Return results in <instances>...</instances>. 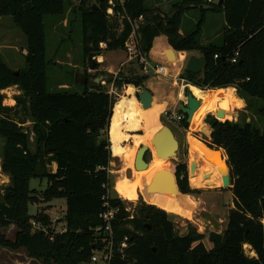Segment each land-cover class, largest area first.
I'll return each mask as SVG.
<instances>
[{"label":"trees","instance_id":"obj_1","mask_svg":"<svg viewBox=\"0 0 264 264\" xmlns=\"http://www.w3.org/2000/svg\"><path fill=\"white\" fill-rule=\"evenodd\" d=\"M90 1L80 0L73 11L81 27L83 65L89 66V58L103 52L124 51L133 32L145 55L155 47L158 37H164L174 52H199L206 61L201 72L184 71L181 77L193 86L190 92L200 102L189 124L191 130L197 126L199 113L206 109H225L222 118L231 119L228 108L239 110L241 102L229 89L234 88L244 101L238 121L220 122L210 115L205 118L211 132L206 145L203 143V154L191 146L210 169H201L190 179L193 187L221 188L215 178L227 176L222 169L224 162L222 157L219 163L214 162L212 159H217L209 152L221 150L226 158L232 195L226 227L219 234L208 233L209 248L204 233L187 224L186 233L177 234L168 214L150 202L152 205L141 202L133 215L126 212L124 204L110 192L108 131L116 99L106 85L120 91L144 89L147 76L108 75L102 85L94 84L82 73L85 81L81 93H50L46 69L52 62L46 58L45 18L64 20L69 13L68 0H0V16L11 19L26 43L25 68L21 70L11 71L0 55V169L9 179L0 191V247L23 249L43 264H92L91 257L109 237L95 231L103 226L100 215L107 203L117 210L109 264H264V0H179L172 6L171 15L158 8L147 9L148 0H103L98 11L91 10ZM196 8L200 19L195 29L182 35V17ZM207 13L223 15L222 41L218 45L199 42ZM235 53L236 62L232 63ZM13 87L19 92L13 99L15 105L4 106L1 93ZM224 88L228 90H217ZM178 113L186 128V117ZM28 121L31 128L24 127ZM215 153L219 158V152ZM53 163L54 173L50 170ZM184 173L185 166L179 165V192H196L188 187ZM32 179L46 181L40 198L36 190L29 188ZM126 184L134 185L136 181L123 175L114 190L122 186L123 200L134 201L138 183L130 191ZM174 195L165 193L169 207ZM147 198L149 201V194ZM59 199L66 205L65 229L56 233L47 214L36 211L29 215L28 207ZM32 222L46 230H34ZM9 226L16 228L13 240L1 231ZM124 238L126 247L120 249ZM245 245L255 257L245 254Z\"/></svg>","mask_w":264,"mask_h":264},{"label":"rangeland","instance_id":"obj_2","mask_svg":"<svg viewBox=\"0 0 264 264\" xmlns=\"http://www.w3.org/2000/svg\"><path fill=\"white\" fill-rule=\"evenodd\" d=\"M80 0H68L70 4L68 7V23H66L65 28L61 27V25H53L56 22L55 18L46 17L45 18V32L47 38V53L46 58L49 63L46 69L47 76V90L50 93L63 92L66 90L67 92H75L81 93L83 90V83L76 82V76L81 75L82 73L86 74L89 77L91 82L97 79L100 76H108L112 75L114 78L117 76H126L128 74L134 73L137 75H142L141 68L135 61H130L124 66H115L114 72H109L106 68L107 63L105 59H98L102 57L105 52H103L99 57H94V62L97 64L95 69H90L89 66L83 65L82 60V52L80 49V38H81V27L79 23V18L76 13H74V9L79 4ZM179 0H148L146 3L147 9L158 8L163 13L167 15H171L173 13L172 6L175 5ZM213 2H216L215 0ZM91 3V1H90ZM206 8V7H205ZM72 10V12H71ZM200 19V13L198 9L190 11L182 17L180 33L182 35H188L191 33L198 23ZM224 26V18L221 14L214 15L213 13H207L205 18V23L202 26L201 34L199 38V42L202 44L213 43L220 44L221 39V31ZM164 38V37H162ZM157 40V39H156ZM155 40V41H156ZM155 45H163L165 42L160 38L157 40ZM26 43L22 34L16 29L11 22L10 18H5L0 16V55L4 63L10 68L11 71L16 72L25 68L24 57L26 55ZM100 48H103L100 46ZM68 51L70 57L66 58L65 54ZM120 57V62L125 59V51H122ZM154 55L153 53L151 54ZM149 57V61L152 64H162L161 62ZM176 60V69L169 71L168 75H154L150 74L147 77L146 82L144 83V88L148 89L152 96L154 97V104H163L165 103V107L163 108V112L159 115L158 122L161 126L169 127L175 135V138L178 142V150L176 156L168 161V163L162 162L160 168L161 170H166L168 168L172 173L177 170L179 164L186 163L189 165V161H193L195 164V169L193 171L192 176L187 175V184L190 190H194L196 192L179 194L183 195L182 199L187 200L193 205V209L186 214H173L171 212H166L170 217L175 232L179 235H183L186 233L187 224H192L195 226L200 232L205 234V243L207 242L208 233L211 230H220L223 231L226 227L227 223V214L230 208H232V195L229 191V188L226 189H216L214 186H199L198 188L191 186L190 179L197 176V174L201 173V169L210 170L207 164L203 163L198 159L197 154L192 150L191 146L193 145L196 149L202 151V146H205V142L209 140L210 129L205 123V118L210 115L215 118V110L206 109L199 113L196 118L197 126L194 130L190 129V122L187 124L188 126L184 128L181 124V121H177L174 119V116H180L179 108L181 105L186 104L185 99V89L190 90V86L186 83L184 79L181 77L184 76L185 66L191 56H195L200 58L201 55L199 52H180L179 54L175 53ZM127 59L128 56L126 55ZM153 60H152V59ZM54 61L56 63H54ZM71 62L74 65H78L80 68L74 69L68 66L66 63ZM115 63V62H114ZM113 63V64H114ZM105 81L100 82V84L105 85ZM176 84V85H175ZM108 92L115 97L117 103L121 98L128 97V90L131 89L133 96L136 98L138 92H141V89H116L112 87V85H106ZM201 91H209L203 90ZM228 90V89H227ZM230 94H233L237 97L241 102L240 109H230L228 108L229 115L231 119L227 118H216V120L220 122L224 121H238L240 118V114L243 112L245 103L241 100L234 88L229 89ZM153 92V93H152ZM172 94L168 100H166V96ZM4 97L3 105L12 107L15 105L14 97L19 95V92L15 88H9L1 93ZM220 110V109H218ZM225 110V109H224ZM210 112V113H209ZM237 114V115H236ZM224 115V113H223ZM224 117V116H222ZM31 123L28 121L24 124L25 128H31ZM140 130L137 132V135H148L149 128L147 125L141 122ZM147 129V130H146ZM206 133H208L206 135ZM109 137V136H108ZM32 140V139H31ZM128 144L122 143V145H126L127 148H123L122 151L125 153L124 155L130 156L133 160L135 151L142 145H148V141L145 140L142 143H137L138 145L134 147L132 145V141L128 139ZM205 145H204V144ZM202 144V145H201ZM206 147V146H205ZM122 148V147H121ZM215 150V149H213ZM221 151V150H217ZM112 156V154H111ZM153 152L151 147H149V151L146 154V162L149 165V169L153 166ZM202 162V163H201ZM215 162V161H214ZM124 162L122 158H115L112 156V160L110 162L108 173L111 183L110 192L113 197L119 199L123 204L126 212L130 215H133L135 212L136 206L140 205L141 202L157 207L151 198V192L147 191V186L150 184L149 179L146 176H143L141 172L134 173L133 177H130L131 171L124 167ZM183 165V164H181ZM205 165V166H203ZM126 169V170H125ZM148 170V169H147ZM147 170H142L146 172ZM125 172V173H124ZM127 176L131 181H136L138 183L136 190V199L134 201L123 200L125 196L123 195L122 186H118L117 190H114V187L117 184V180ZM217 183L221 188L225 187L223 185L224 179H217ZM9 183V179L5 176L0 169V191H3V188L7 186ZM134 184V185H136ZM133 185L126 184V190L130 191ZM29 188L31 190H36L37 195L40 198V192H42L46 188V181H40L37 179H32L29 182ZM207 189H214L208 190ZM207 191V192H206ZM166 193V192H165ZM149 194V201H148ZM175 197V195H174ZM152 204H150V203ZM158 208V207H157ZM160 209V208H159ZM162 210V209H161ZM36 211L43 212L49 216L50 219V227L56 233L62 232L65 229L64 223V214L66 211L65 201L63 199L54 200L48 203L39 202L37 204L29 205L28 213L29 215H35ZM164 211V210H163ZM211 225V226H210ZM204 229V231H203ZM3 235L9 239L13 240L16 228L14 226H9L4 230H1ZM208 246L209 244L206 243ZM244 252L249 257H255L254 253L249 251V247H243ZM0 264H43L41 260H37L28 256L25 250L20 249L18 251H10L5 248L0 247Z\"/></svg>","mask_w":264,"mask_h":264},{"label":"bare ground","instance_id":"obj_3","mask_svg":"<svg viewBox=\"0 0 264 264\" xmlns=\"http://www.w3.org/2000/svg\"><path fill=\"white\" fill-rule=\"evenodd\" d=\"M152 53L154 54L153 56L151 55ZM150 55L152 56L153 59L163 64L165 68V73H167V75L169 71L172 72V70L176 69L175 55L171 51V49L167 47L165 44L155 45V47L150 51ZM170 97H172L171 93H169V95H167L165 98L166 100H168ZM165 106H166L165 103L155 105L154 97H153L151 106L149 108L142 109L137 99L133 96L131 89H129L128 97L121 98L117 103L114 104L113 109H112V117L110 120L109 131H108L111 154L113 157L122 158L124 162L123 165L128 170L132 169L136 173L141 172L143 176H146L149 179V183L153 179V175L156 172L161 171L160 166L162 162H164L165 164L168 163V161L162 158H158L156 156L155 148L151 143V138L161 129V125L158 122V118H159V115L163 112V108ZM192 116H191V119H192ZM191 119H190V122H191ZM141 122L147 125V127L149 128V134L144 135V137L142 135H137V132H139L140 130L139 126ZM128 139L133 142L132 145L134 147L138 145L137 143H142L145 140L148 141V145L144 144V146H147L148 148L151 147V150L153 152L154 160H153V166L151 169H149V165L146 169H144V170L148 169L146 172H143L142 170L136 171L134 169V159H135V154L137 150L135 151L134 157L132 160L130 156L124 155L122 148H121L122 143L128 142ZM207 149L210 150L209 148ZM210 151L219 152L220 154L219 160H221V157H222L221 151H213V150H210ZM223 162H224V159H223ZM222 169H225V171L227 172L225 163ZM151 193H152L151 194L152 202L158 208L166 212H171L177 215L179 214L184 215L193 209V205L187 200L182 199L183 195L179 193H175V198L171 202L170 207L167 205L165 192L155 190V191H152Z\"/></svg>","mask_w":264,"mask_h":264},{"label":"water","instance_id":"obj_4","mask_svg":"<svg viewBox=\"0 0 264 264\" xmlns=\"http://www.w3.org/2000/svg\"><path fill=\"white\" fill-rule=\"evenodd\" d=\"M103 0H91V10L98 11L100 10L101 3ZM89 67L93 69L95 66V62L93 58H89ZM206 61L204 58L191 56L185 66V71L189 73H199L202 71L203 67L205 66ZM109 76H100L97 79L93 80L94 84H99L102 81H106ZM85 80L77 75L76 82L83 83ZM136 99L139 102L142 109L149 108L151 106V102L153 100V96L151 92L144 88L141 89V92H138L136 95ZM185 99L186 104L181 105L179 111L186 117L185 122L189 124L191 116L197 110L200 105V102L196 100L193 95L191 94L190 90L185 92ZM237 115V114H236ZM215 118H222L223 111L217 110L215 112ZM151 143L155 148V153L158 158H162L166 161L171 160L176 156L178 150V142L172 132V130L167 126H161L159 132H157L152 138ZM149 151L147 146H140L137 149L134 159V169L136 171L144 170L148 167V163L145 161L144 156ZM215 151H217L215 149ZM222 153V159H224V163L227 169V176L223 180V185L225 187L219 189H226L227 187L230 188V170L227 165L226 158ZM195 169V164L193 161H189V175L192 176L193 171ZM155 190H159L166 193H179L177 180L175 174L171 171L161 170L156 172L153 175V179L151 180L150 184L147 186V191L152 192Z\"/></svg>","mask_w":264,"mask_h":264},{"label":"built area","instance_id":"obj_5","mask_svg":"<svg viewBox=\"0 0 264 264\" xmlns=\"http://www.w3.org/2000/svg\"><path fill=\"white\" fill-rule=\"evenodd\" d=\"M111 13L112 12L109 9L108 14L111 15ZM100 46L104 47L103 44H101ZM124 51L128 56V60L135 61L137 65L140 66L142 75H145L147 77L150 74L163 75V76L167 75V73H165V68L163 64H157V63L152 64V62L149 61V54L145 55L140 51L138 47V41L136 39L134 32L131 34L129 39L124 44ZM237 55L238 54L235 53L233 59L231 60L232 63L236 62ZM174 119L177 121H181L183 119V116L181 115L177 117L174 116ZM104 207H105V211L100 215L103 222V226L101 228H97L95 231L96 232L103 231L104 233H107L109 237L107 239L105 238L102 240V243L104 244L103 248L95 251V253L91 257L92 264H109L112 257L111 229H112V223L115 220L117 210L110 209L107 203L104 204ZM31 225L34 230H43V231L46 230L43 227L41 228L40 224H37L35 222H32ZM126 241L127 239L124 238L123 242L120 244V249H124L126 247Z\"/></svg>","mask_w":264,"mask_h":264},{"label":"crops","instance_id":"obj_6","mask_svg":"<svg viewBox=\"0 0 264 264\" xmlns=\"http://www.w3.org/2000/svg\"><path fill=\"white\" fill-rule=\"evenodd\" d=\"M67 16H68V13H67ZM67 16H66V18L64 19V20H62V21H60V22H58V21H56L55 23H53V25H61V27H64L65 28V25H66V23H68L69 21H68V19H67ZM162 39V40H164L165 42H166V39L165 38H162V37H158L157 39ZM156 40V39H155ZM167 43V42H166ZM154 44V43H153ZM166 45V44H165ZM167 46V45H166ZM167 47H169V46H167ZM152 50V49H151ZM171 51L174 53V55H175V53L177 54H179L180 52H174L172 49H171ZM122 53V51H114V52H105V54L102 56V57H99L98 59H105V61H106V63H107V66H106V68H107V70L109 71V72H114L115 71V69H114V67L115 66H124L125 64H127V63H129V60L127 59V57H126V55L124 56L125 57V59H124V61H119L120 60V57H121V54ZM65 57L66 58H69L70 57V55H69V53H68V51H66V54H65ZM149 57H151V55H150V52H149ZM176 57V56H175ZM152 59V58H151ZM115 62V63H114ZM54 63H56L55 61H54ZM114 63V64H113ZM68 66H70V67H72V68H74V69H79L80 67L78 66V65H74V64H72L71 62H68V63H66ZM191 87H193V86H190V88ZM13 88H15L16 90H17V88L16 87H13ZM189 88V89H190ZM195 88V87H194ZM11 89V88H10ZM196 89H198V88H196ZM198 90H200V89H198ZM217 90H224V91H226L227 90V88H224V89H217ZM18 92V91H17ZM207 93H208V95H211L212 94V91H207ZM221 111H223V113L225 114L226 113V110H224V109H220ZM224 116V115H223ZM225 119V118H224ZM133 143V142H132ZM124 144H128V143H124ZM122 145V149L123 148H127L128 149V147H126V145ZM203 148H205L204 146H202ZM203 148H201L202 149V154L204 153V149ZM211 155H213L216 159H217V161L216 160H214V159H212V158H209L208 156V158L209 159H212L213 161H215L216 163H219V158H218V155L215 153V152H212L211 153V151L209 152ZM218 153V152H217ZM125 154V153H124ZM219 154V153H218ZM206 155V154H205ZM115 158H119V157H115ZM50 170H51V172L52 173H54L55 171H56V165L53 163L52 165H51V167H50ZM217 189V188H216ZM211 226V225H210ZM199 229V228H198ZM200 231V230H199ZM203 231H204V229H203ZM211 232H214V233H217V234H219V233H221L222 231H218V230H211ZM246 246V245H245ZM209 248H210V246H208ZM248 247V246H247Z\"/></svg>","mask_w":264,"mask_h":264},{"label":"flooded vegetation","instance_id":"obj_7","mask_svg":"<svg viewBox=\"0 0 264 264\" xmlns=\"http://www.w3.org/2000/svg\"><path fill=\"white\" fill-rule=\"evenodd\" d=\"M174 134V133H173ZM175 136V135H174ZM147 154V153H146ZM146 154H145V156H144V159H145V161H146ZM181 164H183L184 166H185V177H186V179H188L187 178V175L189 174V165L187 166V164L185 163H181ZM181 164H179V165H181ZM130 170H132V169H130ZM136 173V172H135ZM174 174H175V177H176V180H177V176H176V170H175V172H174ZM189 180V179H188ZM129 185H131V184H129ZM134 186V185H133ZM208 190H214V189H207V191ZM197 191V190H196ZM206 191V192H207Z\"/></svg>","mask_w":264,"mask_h":264}]
</instances>
